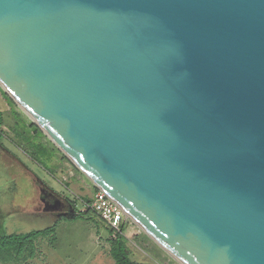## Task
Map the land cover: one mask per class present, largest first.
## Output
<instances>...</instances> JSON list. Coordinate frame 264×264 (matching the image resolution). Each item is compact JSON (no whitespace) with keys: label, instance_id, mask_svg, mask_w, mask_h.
<instances>
[{"label":"water","instance_id":"95a60500","mask_svg":"<svg viewBox=\"0 0 264 264\" xmlns=\"http://www.w3.org/2000/svg\"><path fill=\"white\" fill-rule=\"evenodd\" d=\"M0 86L181 264H264V0H0Z\"/></svg>","mask_w":264,"mask_h":264},{"label":"rangeland","instance_id":"374dc122","mask_svg":"<svg viewBox=\"0 0 264 264\" xmlns=\"http://www.w3.org/2000/svg\"><path fill=\"white\" fill-rule=\"evenodd\" d=\"M0 111L5 119L0 126V234L29 233L55 226L51 235L25 249L19 258L13 251L10 256H0V264H115L105 223L94 217L82 200L93 199L99 188L69 158L62 163L52 162L51 145H45L46 152L39 149L38 136L43 137L44 133L37 131L32 119L13 104L1 86ZM4 149L10 150L22 166H14L13 159L5 156L3 159ZM58 153L64 157L59 150ZM36 179L76 203L77 214L87 211L91 217L55 216L41 211L39 194L35 195ZM125 234L133 260L143 264H181L132 218L128 219Z\"/></svg>","mask_w":264,"mask_h":264},{"label":"trees","instance_id":"16d2710c","mask_svg":"<svg viewBox=\"0 0 264 264\" xmlns=\"http://www.w3.org/2000/svg\"><path fill=\"white\" fill-rule=\"evenodd\" d=\"M13 104L15 105V101L12 99ZM4 123V118L2 116V113L0 111V126ZM34 125V124H33ZM38 132H42V130L35 125ZM43 133V132H42ZM46 150V149H45ZM47 151V150H46ZM3 157L9 158L10 160L13 159L14 166L21 165L18 158L15 157V155L8 149H4ZM48 155V154H47ZM53 156V155H52ZM49 156L50 159L53 157ZM3 159H6V158ZM5 161V160H4ZM8 163L7 161H5ZM10 164V163H9ZM23 168V167H22ZM31 174V173H30ZM35 182L40 184V181L37 179ZM98 189L96 188V191ZM86 204H89L91 202V199H82ZM77 212V211H76ZM93 212V211H92ZM90 212L84 211L76 213L75 215H82L86 216L88 218L91 217L89 214ZM95 215L94 217H98L105 223V228L109 232V243H110V255L115 261V264H143L141 262L135 261L131 257V252L128 247V238L125 234L126 225L122 226V232H118L115 237L112 236V229L108 227L106 222L95 212H93ZM55 230V226L45 228L43 230L33 231L29 233H11V234H0V256H10L12 254V251L16 253V257L19 258V255H23L26 251L30 248L34 247V243L37 242L41 238H46L48 235H51ZM31 254V253H30Z\"/></svg>","mask_w":264,"mask_h":264},{"label":"built area","instance_id":"2783aa9c","mask_svg":"<svg viewBox=\"0 0 264 264\" xmlns=\"http://www.w3.org/2000/svg\"><path fill=\"white\" fill-rule=\"evenodd\" d=\"M88 209L99 215L112 229V236L122 232V226L127 225L130 218L123 208L116 203L105 191L99 189L91 202L87 204Z\"/></svg>","mask_w":264,"mask_h":264},{"label":"flooded vegetation","instance_id":"af4514ba","mask_svg":"<svg viewBox=\"0 0 264 264\" xmlns=\"http://www.w3.org/2000/svg\"><path fill=\"white\" fill-rule=\"evenodd\" d=\"M38 185V203L42 207L43 212L48 214H54L55 216H69L75 215L76 207L75 203L67 199H63L61 196L53 192H48L43 186ZM43 185V186H42ZM36 188V186H35Z\"/></svg>","mask_w":264,"mask_h":264},{"label":"crops","instance_id":"0c3cea01","mask_svg":"<svg viewBox=\"0 0 264 264\" xmlns=\"http://www.w3.org/2000/svg\"><path fill=\"white\" fill-rule=\"evenodd\" d=\"M3 116V118H4V115H2ZM5 120V119H4ZM33 123V122H32ZM33 135H35V133H33ZM35 136H37V135H35ZM46 137V135L44 134L43 135V137H39L38 136V139H39V149H41V150H43L44 152H46V150H45V145L46 146H49L50 147V145L52 146V148L50 147V150H53V158L51 159V161L53 162V161H58L59 163H62L63 162V160H65V158H66V156H65V154L62 152V151H60L53 143H52V141L50 140V139H46L47 141H45V137ZM29 142V141H28ZM48 150V149H47ZM58 150L60 151V152H62L63 154H64V157H59V153H58ZM63 158V159H62ZM54 164L56 165V166H59V164L57 163H55L54 162ZM38 181H40V182H42L41 180H39V179H37ZM43 183V187L48 191V192H53V193H55V194H57L58 196H61L63 199H67L66 198V196L65 195H62L60 192H58V191H56L55 189H53V188H50V187H48L44 182H42ZM40 186H41V183L39 184ZM36 193H39L38 192V190L35 188V195H36ZM67 200H69V199H67ZM92 200V199H91ZM34 204V203H33ZM75 207H76V203H75ZM77 211V210H76ZM77 212H75V214H76ZM73 216H75V215H69V216H67V217H73Z\"/></svg>","mask_w":264,"mask_h":264}]
</instances>
